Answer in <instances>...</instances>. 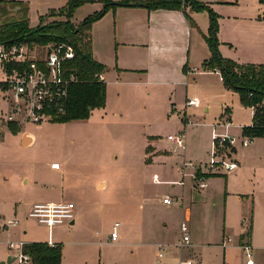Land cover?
<instances>
[{
	"label": "rangeland",
	"instance_id": "rangeland-1",
	"mask_svg": "<svg viewBox=\"0 0 264 264\" xmlns=\"http://www.w3.org/2000/svg\"><path fill=\"white\" fill-rule=\"evenodd\" d=\"M2 1L23 3L25 19L31 29L39 25L40 17L50 13L54 16L46 22H61L66 18L55 14L63 9L65 0ZM197 2L209 6L217 15L213 43L221 58L229 59L222 54L251 58L253 52V58L264 62V5L258 0L227 4L214 0ZM17 10L7 6L0 11V20H19L22 12H15ZM100 10L101 5L97 3L84 4L74 10L69 21L78 25ZM113 11L109 10L92 25L95 57L99 60L96 62L104 67V107L93 109L82 121L22 126L20 132L29 131L35 137L29 148H22L17 138H13L15 134L7 128L0 133V226L7 221L19 223L16 228L0 229V255L11 254L7 247L9 242H42L47 236L52 240L53 235L62 247L60 264H155L158 253L150 243L163 234L176 245L182 210L179 205L164 208L160 203L164 194L178 202L181 200V187L177 182L181 176L175 168L178 159L169 154L172 146L167 136L184 130V119L182 115L179 118L178 112L185 100L184 71L187 68H196L201 73L193 76L194 79L191 77L189 83L203 90L201 95L207 103L196 110L195 118L190 117L197 125L186 128V158L204 170L212 156L213 136L235 137L233 149L219 147L223 148L220 154L226 156L225 163L236 161L239 171L244 173L239 179L240 188L248 199L241 202L238 220L245 219L244 233L250 228L256 246L263 244L264 140L253 139L248 149L240 146L242 128L251 125L253 111L242 105L239 94L227 91L222 80L214 75L208 12L204 9L189 12L194 23L193 39L190 40L188 32L172 53L152 59L159 52L156 44L145 57L138 54L137 61L144 64L135 79L130 80L115 76L120 64L125 63L123 50L118 52L114 37ZM161 67L167 69V74ZM162 71L164 76L160 78L157 73ZM172 109L175 110L172 112ZM230 112L234 126L225 129L217 121L228 119ZM147 148L166 150L169 155L150 156L151 152L146 154ZM147 156L150 162H146ZM220 158L217 154L215 160ZM53 163L61 169L51 170ZM218 174L231 175L221 171ZM24 179H27L25 184ZM101 180L106 187L99 190L96 184ZM69 201L75 204L74 214L82 213L75 225L64 224L49 230L37 219L28 217L33 205ZM213 202V206L203 205L204 210L200 205L191 208V230L195 231L192 238L202 244L205 252L203 256L200 254V264L213 260L214 250H209V246L221 239L224 229V199ZM115 223L120 224L118 240L111 243L110 227ZM206 242L209 245H205ZM175 245L172 250L177 257L173 264H180V249ZM252 251L255 259H263L264 250ZM196 260L181 262L197 264Z\"/></svg>",
	"mask_w": 264,
	"mask_h": 264
},
{
	"label": "crops",
	"instance_id": "crops-1",
	"mask_svg": "<svg viewBox=\"0 0 264 264\" xmlns=\"http://www.w3.org/2000/svg\"><path fill=\"white\" fill-rule=\"evenodd\" d=\"M18 1V0H16ZM24 1V0H20ZM117 1V0H114ZM216 1V0H214ZM218 3V2H216ZM228 3H232V1H228ZM220 4V3H219ZM224 4V3H221ZM227 4V3H225ZM264 7V6H263ZM190 11H188L189 14ZM113 24H115L114 29V37L116 39L117 49L118 52L120 50H123V63L120 64V69L117 70L115 73V76L118 78L121 77H127L130 80L135 79V74L137 71H141L140 66L144 64V62L137 61V55L145 57V54H149L151 49L157 44L159 48V52L157 55H154L153 58L156 57H162L163 54H169L172 53L177 49V45L181 42L182 37H184L186 34H190V40L193 39V35H191V26L189 25L188 21L184 17L182 11L177 10H155V11H148L143 7H120L113 11ZM264 14V13H262ZM93 29V28H92ZM91 40H92V52H93V58L95 61H98V58L95 57V46L93 45V32L91 30ZM226 58H231L234 60L240 61L239 64H256V65H264V62H261L262 60L253 58L254 53H251V58H238L236 56H230L228 57L227 54H222ZM163 71H165V74H167V69L164 67H161ZM157 73L160 78H163L164 72ZM199 71L196 68L189 69L187 68L184 71V74L187 78L185 81V100L183 103V108L181 105V110L178 112L179 118L182 115V119H188L190 120L191 124L185 126L184 125V132L186 135V128L188 126H195L197 125L195 122L192 121L191 115L195 118L196 110L200 109L205 105L206 100L201 95V92L203 90H200L199 86H196L195 84L189 83V79L193 76H195ZM201 73H198L200 75ZM102 75V79L105 82V77ZM214 75H217L219 77V81L221 80L220 75L217 72H214ZM194 79V77H193ZM133 84L140 83L132 81ZM155 83V82H153ZM160 83H166V82H160ZM169 83V82H167ZM178 85V83H175ZM179 84H183V82H179ZM189 89L191 90L190 93L188 92ZM205 90V89H204ZM220 91V89H219ZM201 95V96H200ZM190 98H197L199 101V106L197 108L191 107L186 108L185 102ZM175 109H172V112ZM208 108L206 107V111ZM230 111V110H229ZM252 111V109H251ZM183 113V114H182ZM253 113V112H252ZM225 114V113H224ZM228 115L225 114V116H228V119H230L232 123L231 118V112L228 113ZM169 115V114H168ZM178 116V115H177ZM220 119V117L218 118ZM234 125L232 123V128ZM229 128V129H230ZM21 131V128L19 131L13 135V138H17V143L19 142V145L22 148H29L31 147L35 142V137L33 134H31L29 131ZM256 139H262L264 138H255ZM250 148V147H248ZM246 148V149H248ZM169 154L172 156V154L169 151ZM166 150L161 149H155L152 148L150 156H168L169 155ZM148 155V154H147ZM174 156V155H173ZM148 157V156H147ZM185 159L186 158V152L184 154ZM178 161L175 163V168L178 172V168L181 162V158L177 157ZM189 160V159H188ZM151 161V159H150ZM236 162V161H235ZM237 163V162H236ZM239 164L237 163V169L231 172V175H220L216 174L215 176H212L210 178H206V187L199 189L196 187L195 182L193 179L190 178V176H186L184 179L181 178L179 182V186L181 187V190L179 191L180 195V202L182 206V217L187 218L188 220V229L190 234V246L184 250H180L179 252V262H184L191 260L190 262L194 261V258H198L196 260L197 264H200L199 257L200 254L203 256L205 254L204 250H202L203 246L200 242L194 241L192 238L194 236V232L191 230V208L193 206H201L204 210L206 207L203 205L213 206V201L217 199H224V205H225V216L223 217V231L221 235V239L219 241L213 242V246H209V250H214V256L213 260L208 264H244V256L239 248V245L241 243H248L253 250H264V242L263 244H259L256 246V239L255 236L251 233L249 237H245L244 239H241L242 236H245L244 229L242 228L243 223L245 219L238 220V213L239 209L241 208V202L246 201L248 199L247 196H243L244 194L241 192V183L239 179L241 176H243V171H239ZM50 169L57 171L55 169ZM61 169V166L58 170ZM204 170H202L203 172ZM224 178V181L221 179ZM186 179V180H185ZM27 182V179L23 180V183L25 184ZM97 189L102 190L106 187V184L104 181H98L96 184ZM173 187H170V191ZM164 194L163 197H165ZM162 197V198H163ZM177 197V196H176ZM179 198V197H178ZM69 203H72L69 201ZM161 206L164 208H171L172 206L164 205L161 201ZM74 208L75 204L73 203ZM178 206V205H177ZM82 213L80 211H76L74 214V221L73 225L76 224V219L81 218ZM103 215V214H102ZM104 217V216H102ZM1 219V217H0ZM182 219V220H183ZM96 220V219H95ZM241 223V224H240ZM19 225L17 222L16 225L5 228V229H12L16 228ZM72 226V225H71ZM113 226V225H112ZM111 226V227H112ZM2 226H0V229ZM110 227V230H111ZM191 231V232H190ZM111 232V231H110ZM150 233V231H148ZM23 234H25V231H23ZM110 236V235H109ZM231 239L230 242L226 243L225 245L223 242L225 239ZM110 241V240H109ZM22 243H31V242H25L24 240L21 241ZM43 243L49 244L50 242L55 244H58L52 235L46 240H42ZM152 248L157 249V253L160 252L163 253V258L161 259L162 264H173L176 261L177 255H175L174 251L172 250L175 243H171L170 240H168V237L166 235L161 234L159 238L154 241L153 243L149 244ZM205 245H209L206 244ZM8 247V243H7ZM164 247L166 248L164 251ZM213 248V249H211ZM206 251V250H205ZM203 252V254H202ZM158 254H157V260H158ZM254 254V253H253ZM241 255L243 257H241ZM10 254H3L0 255V264H2L3 261H5ZM194 256V258H193ZM254 257V256H253ZM255 264H264V255L263 259H255ZM152 263V260H151ZM187 263V262H186ZM156 264V263H155ZM193 264V263H192Z\"/></svg>",
	"mask_w": 264,
	"mask_h": 264
},
{
	"label": "built area",
	"instance_id": "built-area-1",
	"mask_svg": "<svg viewBox=\"0 0 264 264\" xmlns=\"http://www.w3.org/2000/svg\"><path fill=\"white\" fill-rule=\"evenodd\" d=\"M189 9V5L182 1L181 11H189ZM73 58L74 50L66 43L47 44L40 48L28 42L0 43V133L3 128L8 129L9 125H15L20 129L26 124L39 125L53 122L64 114L68 87L75 81L73 76H65L64 64ZM99 79L103 81L102 75ZM198 106L197 98H190L185 102L186 108H197ZM189 124H191L190 120L184 119V125ZM217 124L225 129L232 126L230 119L217 121ZM167 140L172 146L170 153L181 158L178 168L181 178L190 176L199 189L206 187V175L218 174L219 171L231 173L237 169L235 161L225 163L226 156L222 157L220 154V149H233L236 144L235 137L213 136L212 156L208 165L204 166L203 172L200 167L184 157V130L167 136ZM252 142V137L242 136L240 146L248 148ZM217 154L221 157L219 160H215ZM51 168L58 170L59 165L53 163ZM188 170L193 172L189 173ZM162 203L167 206H182L180 201L178 202L171 196H165ZM74 210L73 203L36 204L30 208L28 217L37 219L40 224L50 230L64 224L70 225L74 221ZM16 224L17 221H7L1 228H9ZM187 224L188 220L184 218L179 225L180 238L175 246L180 250L188 248L191 243ZM119 226V223H115L111 228L109 236L111 243L118 240ZM228 242L230 239H226L223 244ZM48 245L53 246L54 244L50 242ZM23 246L22 242L8 243L10 255H16L15 260L10 264H32L30 257L23 252ZM239 248L244 256V264H255L252 247L248 243H241ZM162 258L163 253L160 252L156 264H162Z\"/></svg>",
	"mask_w": 264,
	"mask_h": 264
},
{
	"label": "trees",
	"instance_id": "trees-1",
	"mask_svg": "<svg viewBox=\"0 0 264 264\" xmlns=\"http://www.w3.org/2000/svg\"><path fill=\"white\" fill-rule=\"evenodd\" d=\"M184 1L189 5V11L206 10L210 18V36L208 39L212 44L211 60L213 71H217L221 77L224 88L227 91L239 94L240 102L252 109V123L249 127L242 128V136L253 139L264 138V65L238 64L229 59L221 58L215 50L216 44L213 38L217 31V15L213 10L197 0H65V5L58 15L66 18L61 22H46L47 18L53 17L50 13L40 17L39 25L31 29L25 19V7L21 2H3L0 0V11L7 6H13L22 12L19 20H0V43L28 42L30 45L46 46L47 44L66 43L74 50V58L64 64L65 76H73L75 81L68 87L65 103V112L54 121L70 122L86 120L93 109L102 108L106 100L105 82L99 79L103 73V65L93 58L91 30L92 25L101 19L109 10L118 7H139L148 11L155 10H177L181 11V3ZM236 2L237 0H216L218 3ZM264 5V0H258ZM87 3L101 5V10L92 17L86 18L78 25L69 21L72 13L78 7ZM184 17L192 27L193 21L186 11H182ZM206 65V64H205ZM8 130L16 134L19 131L15 125H9ZM152 151L147 148L146 154ZM150 162V158H146ZM216 174L206 175V178ZM241 239L250 236V228ZM23 252L30 257L32 264H60L62 247L60 244L49 246L43 242L25 243Z\"/></svg>",
	"mask_w": 264,
	"mask_h": 264
},
{
	"label": "water",
	"instance_id": "water-1",
	"mask_svg": "<svg viewBox=\"0 0 264 264\" xmlns=\"http://www.w3.org/2000/svg\"><path fill=\"white\" fill-rule=\"evenodd\" d=\"M139 7H143V4H139ZM70 225H73V222L70 223ZM16 258L15 256H9L5 261L2 262V264H10L11 262H13Z\"/></svg>",
	"mask_w": 264,
	"mask_h": 264
}]
</instances>
